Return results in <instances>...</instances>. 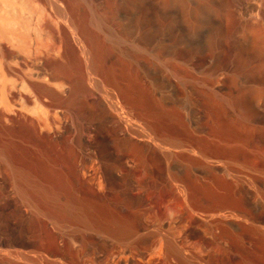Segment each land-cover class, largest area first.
<instances>
[{
	"label": "bare ground",
	"instance_id": "1",
	"mask_svg": "<svg viewBox=\"0 0 264 264\" xmlns=\"http://www.w3.org/2000/svg\"><path fill=\"white\" fill-rule=\"evenodd\" d=\"M96 1L0 0L1 194L7 191L13 166H24L21 149L28 145V149L37 151L42 144L55 151L61 142L72 151L74 175L54 179L28 172L31 178L16 177L18 189L23 195L35 197L28 189L49 196L57 195L66 186L74 190L75 203L88 197L93 206L81 212L87 223L82 240L60 242L57 233L46 225H39L40 230L29 227L25 233L35 236L38 231L37 237L51 236L52 242L45 248L42 243L31 241L22 245L17 241L4 242L0 244V264H37V256L46 259L47 264H209L191 246L179 243L162 222L146 223L144 219L150 210L135 206H126L120 211L101 208L100 204L106 205L105 201L111 200L112 186L125 182L132 164L141 159L139 149L144 145L128 134L141 141L147 139L150 142L147 151L159 149L170 159L181 154L201 162L212 173L215 168H224L235 185L250 180L259 194L254 197L253 212L245 200L238 198L233 187L227 189L220 183V189L227 190L229 196L222 198L220 192L212 193L217 202L203 219L215 226L234 220L239 226L254 229L258 234L255 245L264 251V162L255 155L248 157L250 150L247 149L258 137H264V32L236 36L231 47L217 51L210 48L201 54L200 63L194 67L200 72L198 83L202 87L199 93L202 97L198 99L202 103L201 123L196 129L179 122L154 123L148 116L137 114L148 128L149 134H142L135 130L137 119L132 115L130 118L123 106L129 104V95L133 93L119 82H112V89L105 88L106 82L102 83V78L109 79L101 66L103 48L83 4L89 3L94 18L96 10L92 6ZM124 3L142 8L136 0H124ZM133 22L137 26L142 18L136 16ZM193 73L188 71L187 79L192 80ZM140 103L142 107L141 100ZM219 116L222 123L218 121ZM85 132L90 137L87 156L108 175L97 180L102 191L95 188L94 178L82 174ZM192 167L184 168L191 171ZM188 178L191 182L197 179ZM186 183L188 187L175 182L182 201L175 196L182 205L194 200L190 182ZM208 185V181H203L205 195L212 196L206 188ZM137 197L133 191L128 192L132 205ZM184 212L185 216L194 218L188 209ZM157 214L161 221L166 219L163 211ZM48 216L56 219L52 212ZM213 235L214 239L207 244L219 252L218 264H230L225 256L229 236ZM156 238L161 242L158 249L154 247ZM234 256L241 259L242 255L235 252ZM251 261L264 264L260 258H251Z\"/></svg>",
	"mask_w": 264,
	"mask_h": 264
},
{
	"label": "rangeland",
	"instance_id": "2",
	"mask_svg": "<svg viewBox=\"0 0 264 264\" xmlns=\"http://www.w3.org/2000/svg\"><path fill=\"white\" fill-rule=\"evenodd\" d=\"M136 1L141 4L140 10L135 6H127L124 0H97L92 6L96 10L94 18L89 3H83L87 9L85 14L92 20L103 48L101 66L109 79L102 78V83L106 82L105 88L112 89V82H119L124 89L133 93L129 95V104H122L125 113L138 120L137 125L135 124L137 132L149 134L146 132L148 128L141 123L137 114L148 116L154 123L179 122L196 129L201 123L199 109L202 103L198 99L202 97L199 94L202 87L198 83L200 72L194 67L200 63V56L205 50L211 48L217 51L231 47L236 36L264 32V0ZM136 16L142 18L137 26L133 22ZM190 70L194 72L192 80L186 77ZM119 99L121 100L120 97ZM140 100L143 102L142 107ZM222 120V116H219L218 121L222 123ZM61 122L58 124L59 131L62 130ZM128 136L144 145L139 149L141 159L132 164L133 168L125 175V182L112 186L113 196L111 200L105 201L106 205L100 204L101 208L120 211L126 206H135L140 210H150L144 219L146 223L157 225L162 222L174 233L179 243L191 246L209 264H218L220 257L215 247L207 244L214 239L213 233L229 236V250L225 256L230 264L239 261L240 264H256L251 258L264 259L263 248L255 245L258 234L254 229L239 226L234 220L215 226L203 219L207 218L205 214L217 202L212 193L218 191L222 198L229 196L227 190L220 189V183L227 189L232 190L233 187L238 198L245 200L247 208L253 212L254 197H259V194L250 180L235 185L224 168H215L212 173L201 162L179 156L181 154L173 155L170 159L159 149L147 151L150 144L147 139L141 141L132 134ZM89 140V134L85 132L82 148L85 163L81 165L82 174L99 181L108 175L105 176V172L94 166L87 156L90 153ZM60 145L55 151L42 144L37 147V151L28 149V145L19 151L24 166H13L12 174L8 176L6 193L2 195L0 191V244L17 241L22 245L23 242L31 241L42 243L45 248L52 242L51 236L37 237L38 231H35V236L25 233L29 227L40 230L39 225H46L54 230L60 242L62 239L70 242L82 240L87 223L81 212L93 208L88 197H82L77 204L74 190L67 189L66 186L57 195L49 196L30 188L28 193L35 197H29L19 191L16 182V177L20 175L31 178L28 172L54 179L71 178L74 175L72 151L61 142ZM247 149L250 150L248 157L255 155L264 162V137H258ZM198 159L204 162L203 158ZM249 160L250 158L246 159L247 162ZM186 166H194L191 171L196 176L184 168ZM246 166L249 167L248 163ZM249 169L255 173L253 169ZM189 176L197 179L191 182ZM98 181L94 186L102 191ZM186 181L190 182L194 200H187L182 205L175 196L177 194L182 201V194L175 182L187 186ZM203 181L209 182L206 188L212 196L205 195ZM109 187L107 183L106 190ZM130 191L138 196L133 205L127 198ZM94 207L99 208V205ZM185 208L194 218L185 216ZM158 211L166 213V219L161 221ZM50 212L56 219L52 220L48 216ZM160 245V240L156 238L154 247L158 249ZM30 249L37 250L33 247ZM235 252L242 255L241 259L235 258ZM36 263L47 264V261L37 256Z\"/></svg>",
	"mask_w": 264,
	"mask_h": 264
}]
</instances>
